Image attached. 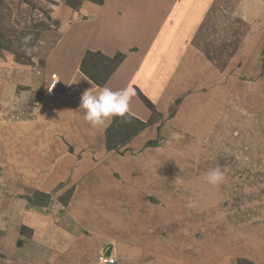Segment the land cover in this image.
<instances>
[{
	"label": "rangeland",
	"instance_id": "rangeland-1",
	"mask_svg": "<svg viewBox=\"0 0 264 264\" xmlns=\"http://www.w3.org/2000/svg\"><path fill=\"white\" fill-rule=\"evenodd\" d=\"M95 1L103 2L0 0V153L12 156L24 132L22 140L30 144L17 153L31 172L29 182L20 183L28 186L30 201L37 198L43 213L82 198L90 212L81 221L92 231L89 251L76 255L83 262L90 260L96 237L106 235L113 241H104V248L118 240L123 249H134L132 260L163 255L158 264H264V18L247 16L246 5L254 0H208L205 12L184 20V31L150 45L157 59L147 60L140 74L131 71L127 81L137 74L148 79L146 86L132 82L131 88L149 117L143 126L130 112L117 117L123 134L131 135L111 150L105 147V125H80L82 94L98 92L108 80L97 86L80 70L86 39L63 50L71 55L69 74L54 65L60 48L55 54L53 48L87 30ZM113 7L104 12H111L108 21L117 13ZM144 28H134L140 32L132 30V37L146 41L150 30ZM112 35L109 44L118 39ZM91 51L97 52L87 54L86 64H115L111 57L117 52ZM132 62L120 67L121 82L137 65ZM26 116L39 122L34 137L21 124ZM74 150L87 153L82 166ZM70 154L72 178L63 179ZM216 167L225 179L214 186L204 176ZM20 232L28 235L26 228Z\"/></svg>",
	"mask_w": 264,
	"mask_h": 264
},
{
	"label": "crops",
	"instance_id": "crops-1",
	"mask_svg": "<svg viewBox=\"0 0 264 264\" xmlns=\"http://www.w3.org/2000/svg\"><path fill=\"white\" fill-rule=\"evenodd\" d=\"M92 6L91 13H94L92 16L95 18L90 23V26L87 27V30H81L77 33L67 35L68 39H66L65 45L59 43L53 48L54 54L55 51L60 48L58 53H56L57 55L54 57V65L56 69L60 70H57L60 74H69L68 71L71 68H69L68 66L70 65L67 64L68 58H70L71 55H64L65 53L63 50L71 48L78 43V41L82 40L83 42L84 39L86 40L83 47L86 49H100L107 54H112L117 51L124 52L126 54L124 59L104 85V87L116 91L123 89L122 87L124 86L131 88L132 82L134 86H139L138 83H141L140 85L142 86H146L149 82L146 81L148 79L145 78V81H143L138 74L137 78H132L127 83L131 71L138 69L139 71H137V73L140 74V69L147 68V60H150V63L155 61L157 55H155V51L149 50L151 47L150 45L163 44V42L168 43L167 40L170 36L173 37V35L179 32L181 33V30L184 31V20L187 19V17L189 18L191 14L198 17L200 13H203V11L205 12L208 6V0H103L102 4L92 2ZM246 6V14L248 17L251 13H256L258 15L255 16L256 19L260 18L261 14L264 18V0H254L251 3L248 1ZM111 7H113L117 13L114 14L115 17L110 19L111 21H108L111 17ZM186 9L187 11L190 9V13L187 12ZM106 11L111 12L104 14ZM196 17L193 20H195ZM133 22H135V24L132 26ZM141 24L145 26L144 30H150L146 41H141L134 38V36L132 37V30L140 32L134 28ZM258 24L260 23L258 22ZM186 27L190 28L191 26L186 25ZM163 29H166L163 36H158L157 33H159V31L161 32ZM114 31L117 33L118 39H113L109 44V35H112ZM178 38L180 37H177V39ZM142 42H145V44ZM80 54L79 50L76 52L73 51L72 58H76L74 59L75 63L79 61ZM155 57L156 59L154 60ZM129 58L132 61L134 59V62L131 64L136 63L137 65L129 71L123 82H121L119 69L128 62ZM180 66L183 67V64L181 63ZM73 70H75V73L77 70L76 65ZM145 72L149 76L152 74L147 72V70H145ZM123 83L125 84L123 85ZM159 84H161L162 88L166 86L163 82ZM155 87H159L158 84ZM145 89V93L149 95L148 93L150 90L148 88ZM137 99L138 98L135 96H132L128 112L137 116L141 121L146 122L149 117V112L144 106L138 104L139 101ZM166 104L169 103H165V105ZM84 122L86 121H82L80 125L85 124ZM37 123H39L37 118H30L29 116L23 117L21 120L22 126L28 128L30 132L27 133H32V137L39 131ZM108 124L109 121L106 122L105 127ZM20 132L21 137L17 139L20 140L19 142H22L20 143L21 145L19 144L16 146L15 152L11 154L12 156H10V151L1 150L0 153V156H5V161H0V264H58V260L60 264H99L96 261V254L100 250L108 249L118 258L116 264H122V260L126 262L124 264H140L142 261L143 264H155V262L156 264L159 262L162 263V259L159 258H164L163 255H156V259L158 260L152 256L142 257V260H139V258L132 260L134 257V249H123L121 247L123 244L116 239V242H118L116 243L117 245H108L107 248H104V241L108 243L113 241L106 235H99L100 238L96 237L93 241L94 252L89 261L83 262L81 259H78L76 255H79L81 251H89V243L90 240H92L87 233L90 232V230H86L84 222L81 221L82 216L90 211L88 207H85L86 204L82 203L83 200L81 197H79L78 201L75 197L70 198L68 206L62 209L60 206L55 205L52 206L51 209L45 208L46 211L43 213L37 210L38 206L35 201H30V197L28 196V186L20 184L25 183V181L29 182L26 173H31L29 166L24 169L26 158L21 156V153H17L19 150L21 152L26 151L27 144H30V141L26 143V140H22L24 132ZM71 153L80 157V159L76 158L77 156L74 158L80 161L81 164L79 165L81 166L86 163L85 161H88L85 157L87 156V153L84 154L85 152L80 153L78 150H74ZM72 154H70L71 156L68 164H65L63 168V179H67L69 175L70 178H72ZM98 154L99 152L97 151L96 155ZM5 169H7L8 173H5ZM23 170L24 174H21ZM15 172L17 173L14 174ZM22 226L30 229L28 230L27 236L21 234L20 231ZM81 237L83 241H80ZM84 240H86L85 243H82ZM144 250L146 251V249ZM36 252H39L37 255L40 260L37 259ZM142 254L145 253L142 251ZM8 256H12L16 261L14 262L13 258L9 259ZM165 257H167L165 259H168V256L165 255ZM34 260H36V262Z\"/></svg>",
	"mask_w": 264,
	"mask_h": 264
},
{
	"label": "clouds",
	"instance_id": "clouds-1",
	"mask_svg": "<svg viewBox=\"0 0 264 264\" xmlns=\"http://www.w3.org/2000/svg\"><path fill=\"white\" fill-rule=\"evenodd\" d=\"M30 39V37H29ZM134 90L124 88L112 90L104 87L96 93L85 91L81 96L80 108L84 112V120L91 126H104L114 117H124L129 111V104ZM204 179L211 185H218L224 179V173L219 167L209 170Z\"/></svg>",
	"mask_w": 264,
	"mask_h": 264
},
{
	"label": "trees",
	"instance_id": "trees-1",
	"mask_svg": "<svg viewBox=\"0 0 264 264\" xmlns=\"http://www.w3.org/2000/svg\"><path fill=\"white\" fill-rule=\"evenodd\" d=\"M97 3H101L99 1H95ZM97 51H91L89 49H87L83 55L82 61L79 65L80 70L86 75V77H88L95 85L97 86H102L106 80L108 79L109 75L112 74V72L115 70V68L119 65V63L123 60L124 58V53L117 51V54H115L113 57H111L113 60L115 59V64L113 65V67H108L106 65H99L97 63H95L94 66H91V64H86V59L88 58L87 54H96ZM101 58H105L103 56H101ZM137 90V88H136ZM137 94L139 95L138 97L144 102V104H146V106L151 107L150 102L147 100V98L145 96L140 95L138 92L140 91H136ZM138 124L139 125H144L145 122L138 120ZM113 135H115L113 137ZM131 135L130 132H127L125 134H123L122 132V126H117V117L112 118V121L110 122L109 125H107L105 127L104 130V138H105V147L108 150H111L115 147L116 143H121L124 139H127L129 136ZM118 136H120L121 138L119 139ZM35 199V197H34ZM37 198H36V204H38L37 202ZM21 228H26L24 226H22ZM28 229V228H26ZM30 230V229H28Z\"/></svg>",
	"mask_w": 264,
	"mask_h": 264
},
{
	"label": "built area",
	"instance_id": "built-area-1",
	"mask_svg": "<svg viewBox=\"0 0 264 264\" xmlns=\"http://www.w3.org/2000/svg\"><path fill=\"white\" fill-rule=\"evenodd\" d=\"M108 250H100L97 254H96V261L99 264H115L116 263V257L113 253L107 254ZM115 262V263H114Z\"/></svg>",
	"mask_w": 264,
	"mask_h": 264
},
{
	"label": "water",
	"instance_id": "water-1",
	"mask_svg": "<svg viewBox=\"0 0 264 264\" xmlns=\"http://www.w3.org/2000/svg\"><path fill=\"white\" fill-rule=\"evenodd\" d=\"M263 57H264V53H263ZM110 253V249H108V251H107V254H109Z\"/></svg>",
	"mask_w": 264,
	"mask_h": 264
}]
</instances>
